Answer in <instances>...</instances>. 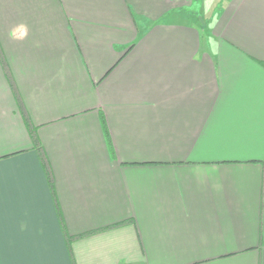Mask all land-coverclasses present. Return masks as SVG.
I'll use <instances>...</instances> for the list:
<instances>
[{
  "label": "crops",
  "instance_id": "crops-1",
  "mask_svg": "<svg viewBox=\"0 0 264 264\" xmlns=\"http://www.w3.org/2000/svg\"><path fill=\"white\" fill-rule=\"evenodd\" d=\"M0 264H264V0H0Z\"/></svg>",
  "mask_w": 264,
  "mask_h": 264
}]
</instances>
